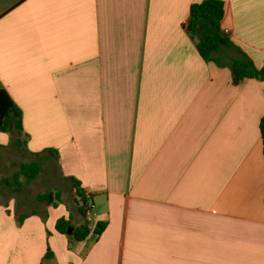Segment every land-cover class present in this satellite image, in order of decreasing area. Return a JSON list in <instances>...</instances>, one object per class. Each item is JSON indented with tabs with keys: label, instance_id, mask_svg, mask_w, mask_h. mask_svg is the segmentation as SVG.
I'll list each match as a JSON object with an SVG mask.
<instances>
[{
	"label": "crops",
	"instance_id": "1",
	"mask_svg": "<svg viewBox=\"0 0 264 264\" xmlns=\"http://www.w3.org/2000/svg\"><path fill=\"white\" fill-rule=\"evenodd\" d=\"M201 1L0 0V90L26 144L0 133V264H264V82L232 84L234 50L202 60L185 28ZM221 1L261 68L264 0ZM9 153L55 160L56 206L37 201L52 175L16 187Z\"/></svg>",
	"mask_w": 264,
	"mask_h": 264
},
{
	"label": "trees",
	"instance_id": "2",
	"mask_svg": "<svg viewBox=\"0 0 264 264\" xmlns=\"http://www.w3.org/2000/svg\"><path fill=\"white\" fill-rule=\"evenodd\" d=\"M225 14V3L221 0H203L192 4L189 11V18L185 28L190 38L195 42L199 56L206 63H214L218 67H223V63L216 57L220 49L234 50L238 57L230 60L228 68L231 74L232 84L239 85L245 80H260L264 82V65L257 68L250 58L242 53L224 34L221 23ZM260 135L263 145L264 155V117L260 121ZM0 133L10 134V145L18 149H24L26 144L21 138L23 133L22 113L14 104L9 94L0 90ZM46 153L57 157L55 150H46ZM41 154H35L34 160L29 163H21L17 174L12 178L15 182L23 180V183L16 184V187H23L34 181L41 172L40 157ZM8 183V180H5ZM9 186L14 187L12 184ZM73 187L77 196L80 198L79 213L85 218V207L88 200L83 197L79 191V184L73 180ZM38 202H45L48 205L56 206L60 202V193L58 191L47 192L37 197ZM70 227V219H61L56 224V231L65 235ZM105 225L98 226L93 234L101 235ZM90 234L87 222L82 229L78 228L73 232L71 238L76 241H84Z\"/></svg>",
	"mask_w": 264,
	"mask_h": 264
},
{
	"label": "rangeland",
	"instance_id": "3",
	"mask_svg": "<svg viewBox=\"0 0 264 264\" xmlns=\"http://www.w3.org/2000/svg\"><path fill=\"white\" fill-rule=\"evenodd\" d=\"M13 160H15V166H11V162ZM5 161L10 162V164L9 165L7 164L8 166L5 168V171H9V172L17 171L19 169L18 163H20V162L29 163L28 158L20 157L19 155H17V154L15 155L13 153L6 154L5 155ZM48 161H50V162H44V164L40 163L41 164V171H43V172L46 171L52 175L51 176L52 177L51 183H52V187H53L54 192H55V189H57V186L59 185L60 187H62V184L56 178L58 176V167H57L55 160L49 159Z\"/></svg>",
	"mask_w": 264,
	"mask_h": 264
},
{
	"label": "built area",
	"instance_id": "4",
	"mask_svg": "<svg viewBox=\"0 0 264 264\" xmlns=\"http://www.w3.org/2000/svg\"><path fill=\"white\" fill-rule=\"evenodd\" d=\"M92 211H93V205L91 202L88 201V204L85 207V221L87 223H90L92 220Z\"/></svg>",
	"mask_w": 264,
	"mask_h": 264
},
{
	"label": "water",
	"instance_id": "5",
	"mask_svg": "<svg viewBox=\"0 0 264 264\" xmlns=\"http://www.w3.org/2000/svg\"><path fill=\"white\" fill-rule=\"evenodd\" d=\"M68 234H71V232H70V231H68Z\"/></svg>",
	"mask_w": 264,
	"mask_h": 264
}]
</instances>
